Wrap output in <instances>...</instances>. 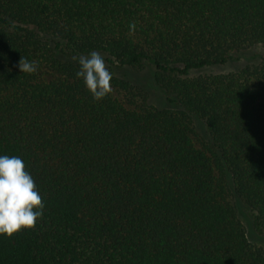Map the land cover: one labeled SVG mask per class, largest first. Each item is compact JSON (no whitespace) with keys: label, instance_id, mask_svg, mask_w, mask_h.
<instances>
[{"label":"trees","instance_id":"16d2710c","mask_svg":"<svg viewBox=\"0 0 264 264\" xmlns=\"http://www.w3.org/2000/svg\"><path fill=\"white\" fill-rule=\"evenodd\" d=\"M253 45L264 0H0V155L23 159L44 205L0 235V264H264L230 201L264 227V67L190 75ZM93 51L113 75L100 101L75 75ZM143 62L174 106L116 97Z\"/></svg>","mask_w":264,"mask_h":264},{"label":"clouds","instance_id":"9594fccd","mask_svg":"<svg viewBox=\"0 0 264 264\" xmlns=\"http://www.w3.org/2000/svg\"><path fill=\"white\" fill-rule=\"evenodd\" d=\"M135 29L134 24L129 25ZM79 70L75 73L82 79L92 98L100 101L112 92V73L104 57L93 51L78 60ZM22 73H35V61L21 59ZM42 196L31 174L26 171L25 162L16 155H0V235L12 236L22 229H32L43 217Z\"/></svg>","mask_w":264,"mask_h":264},{"label":"rangeland","instance_id":"374dc122","mask_svg":"<svg viewBox=\"0 0 264 264\" xmlns=\"http://www.w3.org/2000/svg\"><path fill=\"white\" fill-rule=\"evenodd\" d=\"M257 63H261V68L264 67V47L253 45L243 48L223 65L192 71L190 75L228 73L245 65H258ZM105 64L108 68V63L106 61ZM122 73L130 80V88L121 91L115 90L114 94L125 106L137 109L174 106V104L166 99L162 90L154 82L153 67L148 62H143L139 66L128 68ZM192 138L196 147L200 149H204L205 145L208 144V128L201 119L194 118ZM230 201L234 206L237 217L244 226L251 245L264 252V227H257L256 222L253 220L252 212L248 207L244 206L237 197H231Z\"/></svg>","mask_w":264,"mask_h":264}]
</instances>
